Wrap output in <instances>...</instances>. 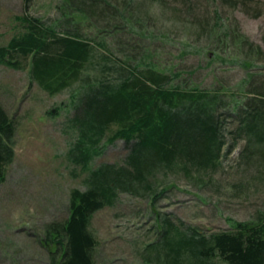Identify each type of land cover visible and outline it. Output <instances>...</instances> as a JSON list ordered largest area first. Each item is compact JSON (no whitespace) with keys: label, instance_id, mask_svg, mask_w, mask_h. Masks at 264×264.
Here are the masks:
<instances>
[{"label":"rangeland","instance_id":"rangeland-1","mask_svg":"<svg viewBox=\"0 0 264 264\" xmlns=\"http://www.w3.org/2000/svg\"><path fill=\"white\" fill-rule=\"evenodd\" d=\"M107 1L118 8L114 22L124 25L125 19H138L144 26L141 32L126 25L120 33H101L106 21L99 16L82 20L70 8L67 11L66 0H32L28 5L25 0H0V46L23 32L19 18L29 15L56 25L60 32L79 29L86 40L116 51L112 62L105 59L103 48L94 47L85 71L93 77L113 76V65L133 49L142 66L169 74L171 86L216 90L227 103L247 97L253 75L263 78L264 58L252 56L234 33L264 51V0ZM127 5L132 15L125 13ZM121 46L125 51L118 52ZM18 60L20 68L0 63V104L16 122L15 159L0 183V264H49L43 245L46 231L68 217L70 191L85 190L89 174L69 157L77 140L71 118L82 81L51 95L32 80L30 59ZM230 123L225 133L228 145L211 169L192 168L189 173L179 163L162 167L146 188L119 192L113 204L93 215L89 228L98 241L96 264H165L150 246L166 228V218L182 232L195 229L209 235L264 215V169L243 163V142L232 146ZM107 138L90 169L125 163L126 142L109 143ZM177 264L198 263L184 255ZM212 264L226 263L216 258Z\"/></svg>","mask_w":264,"mask_h":264},{"label":"trees","instance_id":"trees-1","mask_svg":"<svg viewBox=\"0 0 264 264\" xmlns=\"http://www.w3.org/2000/svg\"><path fill=\"white\" fill-rule=\"evenodd\" d=\"M31 1L25 0V5ZM66 2L67 11L70 8L71 14L82 20L99 16L106 21L101 33H120L126 25L138 27L141 32L144 27L138 19H125L124 25L114 22L118 8L107 0ZM124 9L132 15L128 5ZM19 19L24 30L0 46L1 64L20 68L18 59H30L32 80L51 95L82 81L71 118L77 140L69 157L89 174L85 190L70 191L68 217L46 231L43 245L49 252V264H96L93 252L98 241L89 228L93 215L113 204L119 192L146 188L162 167L179 163L189 173L192 168L211 169L220 162L228 145L225 133L230 122L232 146L237 148L243 142V163L264 169V75L259 80L253 75L247 97L235 103H227L216 90L171 86L169 74L142 66L133 49L121 63L113 65V76L93 77L85 71L94 47L103 48L105 59L110 61L117 58L116 51L102 42L86 40L79 29L60 32L56 25L40 18L25 15ZM234 36L244 49L252 51V56L264 58L261 46L237 33ZM117 51H125V47ZM113 126L116 129L108 136ZM15 135L16 122L0 104V183L6 181L7 168L15 159ZM106 138L109 143L119 139L126 142L129 153L125 163H102L90 169L103 151ZM163 221L166 228L150 247L163 256L165 264H177L184 255H190L198 264H212L216 258L226 264H264V215L209 235L195 229L182 232L168 218Z\"/></svg>","mask_w":264,"mask_h":264}]
</instances>
